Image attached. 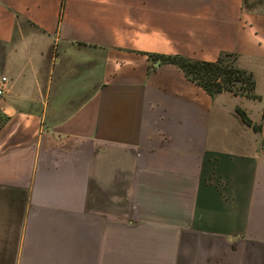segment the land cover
<instances>
[{
	"label": "crops",
	"instance_id": "0c3cea01",
	"mask_svg": "<svg viewBox=\"0 0 264 264\" xmlns=\"http://www.w3.org/2000/svg\"><path fill=\"white\" fill-rule=\"evenodd\" d=\"M62 1L0 0V264H264V0Z\"/></svg>",
	"mask_w": 264,
	"mask_h": 264
},
{
	"label": "trees",
	"instance_id": "16d2710c",
	"mask_svg": "<svg viewBox=\"0 0 264 264\" xmlns=\"http://www.w3.org/2000/svg\"><path fill=\"white\" fill-rule=\"evenodd\" d=\"M149 57L176 66L189 81L201 87L212 98L222 92L257 98L254 94V76L238 65V54L235 52H220L214 61L197 60L179 54ZM235 113L245 125L259 131V126L253 124L242 109L237 107ZM2 119L4 118L0 119V125Z\"/></svg>",
	"mask_w": 264,
	"mask_h": 264
},
{
	"label": "built area",
	"instance_id": "2783aa9c",
	"mask_svg": "<svg viewBox=\"0 0 264 264\" xmlns=\"http://www.w3.org/2000/svg\"><path fill=\"white\" fill-rule=\"evenodd\" d=\"M9 78L6 75L0 74V98L6 94Z\"/></svg>",
	"mask_w": 264,
	"mask_h": 264
},
{
	"label": "rangeland",
	"instance_id": "374dc122",
	"mask_svg": "<svg viewBox=\"0 0 264 264\" xmlns=\"http://www.w3.org/2000/svg\"><path fill=\"white\" fill-rule=\"evenodd\" d=\"M260 2H262V0H243V6L247 9L248 6H250L252 4L254 5L255 3L257 4V3H260ZM94 72L98 73V69H97V65H96L95 61L92 62V74Z\"/></svg>",
	"mask_w": 264,
	"mask_h": 264
},
{
	"label": "water",
	"instance_id": "95a60500",
	"mask_svg": "<svg viewBox=\"0 0 264 264\" xmlns=\"http://www.w3.org/2000/svg\"><path fill=\"white\" fill-rule=\"evenodd\" d=\"M158 63V62H157Z\"/></svg>",
	"mask_w": 264,
	"mask_h": 264
}]
</instances>
